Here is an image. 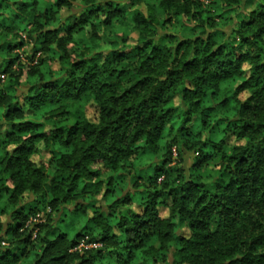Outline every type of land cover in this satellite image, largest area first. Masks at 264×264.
<instances>
[{
  "label": "trees",
  "instance_id": "1",
  "mask_svg": "<svg viewBox=\"0 0 264 264\" xmlns=\"http://www.w3.org/2000/svg\"><path fill=\"white\" fill-rule=\"evenodd\" d=\"M0 264H264V0H0Z\"/></svg>",
  "mask_w": 264,
  "mask_h": 264
},
{
  "label": "rangeland",
  "instance_id": "2",
  "mask_svg": "<svg viewBox=\"0 0 264 264\" xmlns=\"http://www.w3.org/2000/svg\"><path fill=\"white\" fill-rule=\"evenodd\" d=\"M14 53H18L19 54V56H20V59L22 60V61H27L30 57L31 58H33V60H32V63H35L36 62V59H37V57H38V55H39V53H35V54H33L34 52H33V50H32V47H31V43H28V44H26V45H24L23 47H21V48H18V49H15L14 51H13ZM54 67L55 68H57V65L56 64H54ZM244 97V96H243ZM87 114H88V117L89 118H94V110H93V108H88V111H87ZM67 121H71L72 120V118L71 117H69L68 119H66ZM173 150H175V149H173ZM176 155V153L174 152L173 153V156H175ZM191 155H187V157H186V159H185V162H184V166L186 167V169L190 166V164H191ZM48 158H49V154H48V152H46L45 150H38V152L37 153H35L34 155H33V160L36 162V163H38V164H40V163H44V162H46L47 160H48ZM107 175H109V171L107 170V169H104V168H102L101 170H100V176H99V179H101V180H104L105 179V177L107 176ZM104 184H102V186H101V191H100V193L98 194V196H97V198L98 199H100V197H101V195H102V193H103V191H104ZM162 214H166V211H164V212H162ZM2 219H3V221H6L7 220V217H5V216H3L2 217ZM84 243V242H83ZM89 244H87V246H88ZM96 246H98V244L96 245ZM91 247H93V246H91Z\"/></svg>",
  "mask_w": 264,
  "mask_h": 264
},
{
  "label": "built area",
  "instance_id": "3",
  "mask_svg": "<svg viewBox=\"0 0 264 264\" xmlns=\"http://www.w3.org/2000/svg\"><path fill=\"white\" fill-rule=\"evenodd\" d=\"M96 245H97V244H89V245L87 246V244H85V243L82 242V243L79 245V248H81V247H86V248H87V247H91V246L96 247Z\"/></svg>",
  "mask_w": 264,
  "mask_h": 264
},
{
  "label": "clouds",
  "instance_id": "4",
  "mask_svg": "<svg viewBox=\"0 0 264 264\" xmlns=\"http://www.w3.org/2000/svg\"><path fill=\"white\" fill-rule=\"evenodd\" d=\"M95 2H97V3H103V0H95ZM5 246H7V245H5Z\"/></svg>",
  "mask_w": 264,
  "mask_h": 264
}]
</instances>
